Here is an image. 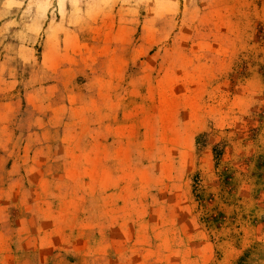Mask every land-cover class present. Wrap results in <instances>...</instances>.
Segmentation results:
<instances>
[{"label":"rangeland","instance_id":"1","mask_svg":"<svg viewBox=\"0 0 264 264\" xmlns=\"http://www.w3.org/2000/svg\"><path fill=\"white\" fill-rule=\"evenodd\" d=\"M0 264H264V0H0Z\"/></svg>","mask_w":264,"mask_h":264},{"label":"crops","instance_id":"2","mask_svg":"<svg viewBox=\"0 0 264 264\" xmlns=\"http://www.w3.org/2000/svg\"><path fill=\"white\" fill-rule=\"evenodd\" d=\"M21 46V45H20ZM23 46H25L24 44H23ZM17 56L21 59V57L19 56V54H17Z\"/></svg>","mask_w":264,"mask_h":264}]
</instances>
